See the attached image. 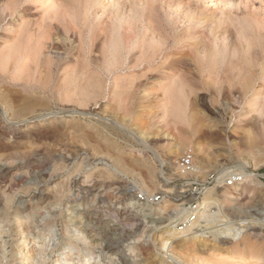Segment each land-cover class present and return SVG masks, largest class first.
Instances as JSON below:
<instances>
[{
	"label": "rangeland",
	"instance_id": "1",
	"mask_svg": "<svg viewBox=\"0 0 264 264\" xmlns=\"http://www.w3.org/2000/svg\"><path fill=\"white\" fill-rule=\"evenodd\" d=\"M211 1L0 0V232L11 230L8 239L16 241L10 245L9 264H28L22 259L33 246L51 249L52 264L64 254L71 255L65 264L89 259V264H122L121 255L131 264H161V241H168L170 232L177 234L175 238H192L187 244L186 238L175 241L173 250L183 264H198L199 257L211 256L215 244L220 251L234 249L218 234L223 227L240 228L258 248L264 245V0H231L234 5L225 10L229 13L221 10L229 0ZM126 20L132 22L133 53L139 55L141 45H154L160 54L155 70L139 73L132 84L123 83L133 85L130 92L116 90L115 75L99 68ZM21 35L30 41L24 50L16 48L17 54ZM38 39L46 44L47 61L52 57L50 68L45 67V53L44 62L33 54ZM6 43L15 45L10 63L1 60L11 46ZM75 61L82 66L100 62L90 65L100 80L105 79V87L96 92L80 89L88 84L89 72L75 67ZM80 71L88 77L80 78ZM160 84L172 85L171 97L158 90ZM258 90L261 95L254 106ZM186 152L194 157L193 173L178 165ZM124 160L135 162V168ZM40 173L46 176L39 178ZM229 173L240 181L233 186L222 183ZM203 200L211 202L209 211L217 215L207 222L200 211L196 224L182 231L187 205ZM179 209L185 213L177 218L173 211ZM83 212H101L118 224L128 212L142 219V225L119 226L114 238L121 254L112 256L103 251L102 242L76 241L91 232L75 223ZM20 227H29L33 235L18 233ZM154 234L160 243L154 244ZM25 238L34 243L20 250Z\"/></svg>",
	"mask_w": 264,
	"mask_h": 264
},
{
	"label": "bare ground",
	"instance_id": "2",
	"mask_svg": "<svg viewBox=\"0 0 264 264\" xmlns=\"http://www.w3.org/2000/svg\"><path fill=\"white\" fill-rule=\"evenodd\" d=\"M203 1H205V0H203ZM213 1V0H212ZM211 1V2H212ZM221 1V0H220ZM237 1V0H236ZM245 1V0H244ZM243 1V2H244ZM191 2V1H190ZM234 2V1H233ZM216 5V4H215ZM234 5V3H232V1L231 0H229V3L228 4H226L225 5V8L226 9H221L222 10V12L223 13H229L228 11H225V10H231V7ZM241 5V4H240ZM188 8V7H187ZM207 8H208V6H207ZM236 8V7H235ZM241 8H244V7H241ZM240 8V9H241ZM246 9V8H245ZM237 10V9H236ZM240 11V10H239ZM255 14V13H254ZM121 24V23H120ZM126 25L127 26H124V25H119V27H118V29H117V33H116V36H114L113 37V42H112V50H111V52L109 53V56H107V54L105 53L104 54V59H102L103 60V64L101 65V63H100V65L101 66H99V68H101V70H102V68L104 69V72H105V75H112V74H114L115 76H114V78H115V84H116V87L117 88H115V87H113V88H115L116 90H120V91H128V92H130L129 90H131V89H133L131 86H133V85H130V87L129 86H124V84L123 83H127V80H128V82H129V80L131 81V84H132V82H133V80L132 79H134V78H137L140 74L139 73H144L145 74V72H149V71H151V70H155V69H153V68H155V64H156V61H157V58H158V55H160V54H158V52L159 51H157L156 49V46H152V45H150V46H148V47H146L145 45H141V47H139V55H136V54H134L133 53V49L131 48V41H130V34H131V30H132V22L130 21V20H126ZM135 26H136V24H135ZM25 30V29H24ZM18 31H20V29L18 30ZM26 31V30H25ZM25 31H23V32H25ZM16 33H18V32H16ZM19 34L20 33H18L17 35L19 36ZM46 34L48 35L49 33H45V36H46ZM22 36V37H21ZM20 37H21V40H19V42H20V45L18 44L19 42H17L16 40L17 39H19L20 37H18L17 39H14V41H12L14 44H16V45H19V46H15L14 44H12V45H14L15 46V50H17L20 46L22 47V46H24V44L25 45H27L28 43H29V39H27V40H29L28 42H26V40H25V38H30V37H26V36H23V35H21ZM145 36V35H144ZM17 37V36H16ZM31 37H33V35L31 36ZM39 37H41L40 35H39ZM38 37V38H39ZM49 37V36H48ZM47 36L45 37L46 39L48 38ZM43 38V42H46L45 41V38L44 37H42ZM107 38V37H106ZM143 39V38H142ZM39 40V42L37 41V40H35V41H37L38 42V44L35 46H33L32 48L34 49V52H33V50H29V51H32L33 52V54H35L36 55V57H38L39 58V60H41V61H43L42 60V56H43V54L45 53V50L47 49H44V45H46V44H43V43H41V41H42V39H41V41H40V39H38ZM141 41V40H140ZM36 42V43H37ZM23 43V44H22ZM27 43V44H26ZM141 43V42H140ZM6 44H8L7 45V47L9 46V44L10 43H6ZM6 44H5V46H6ZM104 44V43H103ZM11 45V44H10ZM9 46L8 47V49H6L5 51H7V52H3V56H1V58L3 57L4 59H1V60H3L5 63H8L11 59V54H12V51H14L15 52V50H12L14 47L13 46ZM29 45V44H28ZM27 45V46H28ZM80 46V45H79ZM84 46V45H83ZM104 47H105V45H103ZM13 47V48H12ZM35 47V48H34ZM51 47V46H50ZM86 47V46H85ZM102 47V46H101ZM6 48V47H5ZM17 48V49H16ZM24 48H26V46H24L23 48H22V50H24ZM30 48H31V46H30ZM91 49V48H90ZM101 49V48H100ZM103 49H105V48H103ZM102 49V51L104 52V50ZM160 49V48H159ZM158 49V50H159ZM12 50V51H11ZM19 50V49H18ZM18 50L16 51V53L18 52ZM80 49L78 48V54H79V51ZM87 50V49H86ZM89 50V49H88ZM47 51V50H46ZM53 50H51V52H52ZM58 51V50H57ZM13 52V53H14ZM86 52V51H85ZM103 52H101V53H103ZM16 53H14V54H16ZM22 53H23V51H22ZM31 52H28V54H30ZM83 53H84V51H83ZM88 53V52H87ZM18 54V53H17ZM55 54V53H54ZM57 54V53H56ZM27 55V54H26ZM45 55H46V53H45ZM58 55H60V53L58 54ZM63 55V54H62ZM12 56H14V55H12ZM17 56H19V55H17ZM47 57L45 58V61H47V58L49 57L48 55H46ZM61 56V55H60ZM88 56V55H87ZM95 56V55H94ZM54 57H57V56H55L54 55ZM53 57V58H54ZM85 55H84V59H85ZM62 58H64V56L62 57ZM61 58V59H62ZM97 58V57H96ZM95 58V59H96ZM166 58V57H165ZM15 59V58H14ZM32 59V58H31ZM61 59L59 58V61H61ZM91 59H93V58H91ZM50 60V59H49ZM74 60H76V59H74ZM77 60H78V58H77ZM81 60H82V58H81ZM97 60V59H96ZM166 60V59H165ZM168 60V59H167ZM51 61H52V57H51ZM51 61H47L48 63H47V66L45 65V67H48L49 65H53V61L51 62ZM79 61V60H78ZM44 62V61H43ZM85 62V61H84ZM92 63H96L97 64V62L96 61H91ZM91 62H87L86 61V63L84 64V66H82L81 65V63L79 62V64L77 63V61H75L74 63H75V65L76 64H78V65H76L75 67H79L80 65L82 66V68L84 67L85 68V70L84 71H88L87 73H88V76H86V72L84 73L83 71L79 74V76H80V78L82 77L83 78V76L84 77H88V79L87 78H85V80H88V81H86V82H88V84H84L85 86L83 87V88H80V89H82L83 91H87L88 89H90V88H92L93 89V92H96V91H100V90H102L103 89V87H105V86H103V84H102V82L101 81H103V80H100V78H99V76H97L96 75V72H95V74H94V72H92V66L90 65L91 64ZM164 62V61H163ZM167 62V61H166ZM10 63V62H9ZM37 63V62H36ZM98 63V64H99ZM42 64V63H41ZM45 64H46V62H45ZM49 64V65H48ZM64 64V63H63ZM72 64V63H71ZM83 64V63H82ZM97 64V65H98ZM160 64V63H159ZM93 65H95V64H93ZM158 65V64H157ZM162 65V64H161ZM42 66V65H41ZM58 66V65H57ZM159 66V65H158ZM6 67V66H5ZM49 68H50V66H49ZM70 68V67H69ZM72 68V67H71ZM74 68V67H73ZM72 68V69H73ZM157 68V67H156ZM159 68V67H158ZM61 69V68H60ZM71 69V70H72ZM56 70H57V67H56ZM74 70V69H73ZM81 70V69H80ZM124 70L125 71H127V73H124ZM48 71V70H47ZM68 71H70L69 69H67V71L66 72H68ZM103 71V70H102ZM60 72V71H59ZM64 72V71H63ZM62 72V73H63ZM78 73H79V70L77 71ZM152 72V71H151ZM49 73H50V71H49ZM71 73H73V71L71 72L70 71V74ZM97 73H98V71H97ZM70 74H69V76H70ZM143 74V75H144ZM64 75L66 76V73L64 72ZM67 75H68V73H67ZM82 75V76H81ZM157 75V74H156ZM78 76V77H79ZM103 76V75H102ZM160 76V75H159ZM71 77V76H70ZM108 77V76H107ZM162 77V76H161ZM165 77V76H164ZM169 77V76H168ZM69 78V77H68ZM80 78H78V79H80ZM106 78V77H105ZM103 79V78H102ZM140 79V78H139ZM67 80V79H66ZM135 80V79H134ZM172 80V79H171ZM62 81V80H61ZM68 81V80H67ZM73 81V83H74V80H72ZM79 81H81V80H79ZM83 81V80H82ZM104 81H105V79H104ZM103 81V82H104ZM136 81V80H135ZM134 81V82H135ZM161 81V80H160ZM77 82V81H76ZM108 82V81H107ZM163 82V81H162ZM65 83V82H64ZM68 83V82H67ZM67 83H65L64 85L66 86V84ZM80 83V82H79ZM63 82L61 83V85L59 86V85H55L56 86V88H55V86H54V89H56V90H58L57 89V87L59 86V87H62L63 85ZM172 84V83H171ZM162 85V84H160L159 86H157L158 87V90L159 91H162L164 94H168L169 96L171 95V92L174 90V88L172 87V85ZM105 85V84H104ZM107 85V84H106ZM83 86V85H82ZM82 86H80V87H82ZM178 86V85H177ZM58 87V88H59ZM78 87V86H77ZM253 87V86H252ZM76 88V87H75ZM75 88L73 89V90H75ZM53 89V88H52ZM61 89V88H60ZM77 89V88H76ZM78 89H79V87H78ZM135 89V88H134ZM72 90V89H71ZM82 90H80V94H81V92H82ZM77 91V90H76ZM89 91V90H88ZM59 92V91H58ZM69 93H70V90L68 91ZM72 92V91H71ZM109 92V91H108ZM107 92V93H108ZM111 92V91H110ZM133 92V91H132ZM135 92V91H134ZM64 93H66V92H64ZM73 93H74V91H73ZM105 93V92H104ZM118 93H120V92H118ZM76 94H78V93H76ZM85 94H87V93H85ZM68 95V94H67ZM66 95V96H67ZM74 95V98H75V94H73ZM82 95V99H83V97H84V95H83V93L81 94ZM114 95H116V94H114ZM261 95V90H258V91H255V93H254V97H255V99H254V106H256L257 105V103H258V97ZM89 96V95H88ZM91 96V95H90ZM65 97V96H64ZM73 96H71V98H72ZM77 97V96H76ZM79 97V96H78ZM81 97V96H80ZM86 97V96H85ZM171 97V96H170ZM261 98H262V96H261ZM66 99V98H65ZM87 99V98H86ZM95 99H97V98H95ZM168 99H170L169 97H168ZM81 100V99H80ZM84 100V99H83ZM94 101V100H93ZM169 101V100H168ZM80 103V102H79ZM172 103H173V101H172ZM82 104V103H81ZM171 104V103H170ZM168 105V108H169V104H167ZM172 105V104H171ZM167 107V106H166ZM165 106H164V108H166ZM30 107L28 106V107H26L25 109H29ZM167 108V109H168ZM172 108V107H171ZM80 109V108H79ZM167 109H165V110H167ZM90 110V109H89ZM2 111H4V110H2ZM4 113V112H3ZM74 113V112H73ZM212 115H213V113H211ZM99 116V115H98ZM174 117V116H173ZM220 117V116H219ZM49 120V119H48ZM26 121V120H25ZM27 122V121H26ZM108 122V121H107ZM217 123V122H216ZM222 123V122H221ZM45 125V124H44ZM117 127V126H116ZM217 127V126H216ZM220 129V128H219ZM220 131V130H219ZM234 131V130H233ZM194 133L195 134H197V133H199V129L198 128H195L194 129ZM202 133V132H201ZM47 134V133H46ZM207 137V135L206 134H204L203 135V138H206ZM153 142V141H152ZM95 149H96V146L94 147ZM98 148H99V146L97 147V150H98ZM147 148V147H146ZM108 149L110 150V148L108 147ZM148 151L153 155V156H155L157 159H159L158 160V162L160 161V162H162V160L160 159V156H159V154H158V152L154 149V148H152L151 146H148ZM146 149V150H147ZM108 153H109V155H111L110 154V151H108ZM119 155V154H118ZM116 156V155H115ZM111 157V156H110ZM118 157V156H117ZM116 157V158H117ZM111 158H115V157H113V155H112V157ZM118 159V158H117ZM122 159H123V157H122ZM121 159V157L119 156V162L121 163V162H123V160ZM127 158H125V160H126ZM115 161H116V159H114ZM124 160V161H125ZM141 160L142 159H140V162H141ZM129 161V160H128ZM128 161H125V162H128ZM70 162V161H69ZM145 162V161H144ZM160 162H159V164H160ZM124 163V162H123ZM122 163V164H123ZM130 162H128V163H126V166L127 165H132L133 164V167H134V163H132V161H131V163L132 164H129ZM136 164L139 166V165H141L142 166V163H139V162H136ZM162 164H163V162H162ZM124 165L125 164H123V167H124ZM130 166H128V168L127 169H129V167ZM138 166H136V168L138 167ZM144 166V165H143ZM164 166V165H163ZM132 167V166H131ZM130 167V168H131ZM59 168V167H58ZM125 168V167H124ZM135 168V167H134ZM138 168H140V167H138ZM62 169V168H61ZM143 169H144V167H143ZM46 170V169H45ZM145 170H147V169H145ZM149 171V170H148ZM102 172H103V170H102ZM147 172V171H146ZM241 172H243L244 173V175L245 176H248V177H251V175L250 174H247L246 173V170L245 169H243ZM248 172V171H247ZM99 173H101V171H99ZM104 173V172H103ZM106 173V172H105ZM148 173V176L151 178V176H150V174H149V172H147ZM225 174H226V172H224ZM2 174V173H1ZM22 174V173H21ZM94 174H96L95 172H94ZM94 174H92L91 175V177L94 175ZM107 174V173H106ZM225 174H224V176H225ZM17 175V174H16ZM44 175L45 174H42V173H40L39 174V178H43L44 177ZM102 176H103V174H101ZM235 175V174H234ZM237 175V174H236ZM46 176V175H45ZM97 176H98V172H97ZM101 176V177H102ZM105 176V175H104ZM147 176V178H149ZM223 176V175H222ZM75 177V176H74ZM95 177H96V175H95ZM99 177H100V174H99ZM99 177H97V178H99ZM100 177V178H101ZM109 177H111V176H109ZM5 178V177H4ZM13 178V177H12ZM11 178V179H12ZM38 178V179H39ZM93 178V177H92ZM96 178V179H97ZM90 179V178H89ZM95 179V178H94ZM95 179V180H96ZM105 179H107L106 177H104V181H105ZM222 179H224V177L223 178H221L220 179V181L222 180ZM5 180V179H4ZM11 181V180H10ZM109 181H110V179H109ZM115 181V180H114ZM162 181H163V179H162ZM3 182V181H2ZM7 182V181H6ZM20 182V181H19ZM51 182V181H50ZM116 182V181H115ZM169 182V181H168ZM1 183V182H0ZM9 183V182H8ZM121 184H123V183H121ZM42 185V184H41ZM116 185V184H115ZM120 185V184H119ZM168 185V184H167ZM10 186V185H9ZM29 186V185H28ZM96 186V185H95ZM113 186V185H112ZM117 186V185H116ZM123 186V185H122ZM14 187H16V186H14ZM33 187V186H32ZM31 187V188H32ZM63 187V186H62ZM66 187V186H65ZM92 187V186H91ZM35 188V187H34ZM72 188V187H71ZM82 188H84V187H82ZM86 188V187H85ZM112 188V187H111ZM115 188V187H114ZM7 189V188H6ZM27 189H28V187H27ZM81 189V188H80ZM9 190V189H8ZM34 190V189H33ZM55 190H57V189H55ZM101 190V189H100ZM126 190V189H125ZM127 190H129V189H127ZM4 191V190H3ZM11 190H9V192H10ZM60 191V190H59ZM58 191V192H59ZM82 191H84V190H82ZM89 191V190H88ZM91 191V190H90ZM89 191V192H90ZM97 191V190H96ZM107 191V190H106ZM61 192V191H60ZM69 192V191H68ZM92 192V191H91ZM124 192V191H123ZM128 192V191H127ZM210 192V191H209ZM4 193V192H3ZM39 193V192H38ZM61 193H63V191L61 192ZM60 193V197H61V194ZM86 193V192H85ZM84 193V194H85ZM103 192H101V194H102ZM120 194V193H119ZM210 194V193H209ZM31 195V194H30ZM30 195L29 196H27V197H30ZM43 195H44V193H43ZM57 195V194H56ZM111 195V194H110ZM8 196V195H7ZM10 196V195H9ZM47 196H49V194L47 195ZM76 196H77V194H76ZM107 196V195H106ZM108 196H109V192H108ZM39 198H40V195L38 196ZM51 197V196H50ZM49 197V198H50ZM59 197V196H58ZM67 197V196H66ZM91 197V196H90ZM94 197V196H93ZM101 197V196H100ZM102 197H103V195H102ZM25 198V197H24ZM65 198V197H64ZM78 198V197H77ZM76 198V199H77ZM103 198H106V197H103ZM108 198V197H107ZM118 198V197H117ZM127 198V197H126ZM9 199V198H8ZM41 199V198H40ZM75 199V200H76ZM109 199V198H108ZM107 199V200H108ZM125 199V198H124ZM208 199V198H207ZM27 200V199H26ZM70 200V199H69ZM96 200V199H95ZM102 200V199H101ZM106 200V201H107ZM127 200V199H126ZM9 201V200H8ZM77 201V200H76ZM30 202V201H29ZM97 202V201H96ZM99 202H101V201H99ZM44 204V203H43ZM108 204V203H107ZM211 204V202H208L207 200H203L201 203H200V207H201V212H203L202 214H200V217L202 218V219H204L205 221H207V222H209L210 220H211V218L214 216V215H217V214H211V213H213V212H211L210 213V211H211V206H209ZM218 205V204H217ZM4 206H7V204L5 205L4 204ZM29 206V205H28ZM114 208V207H113ZM6 209V208H5ZM103 210V209H102ZM210 210V211H209ZM185 210H183V209H179V210H174L173 211V215H175V217H177V218H179V216H181V215H183L185 212H184ZM4 212V211H3ZM8 212V211H7ZM78 212V211H77ZM25 214V213H24ZM109 214V213H108ZM7 215V214H6ZM23 215V214H22ZM138 215V214H137ZM116 216V215H115ZM140 216V215H139ZM51 218V217H50ZM116 218V217H115ZM56 219V218H55ZM54 219V220H55ZM215 218H213V220H214ZM11 220V219H10ZM53 220V221H54ZM72 220H74V218H72ZM142 220V219H141ZM140 219H137L135 216H133L132 215V213L130 214V213H122V223L121 224H118V223H116V222H114V221H111L110 219H108V218H106V216L105 215H103L101 212L100 213H95V214H89V213H85V212H83V215H80V216H78V218H77V220L75 221V223L77 224V225H79L80 227H84L85 225L90 229V231L91 232H89L88 233V236H87V238L86 239H84V238H81V239H76V241H79V242H82L84 245L86 244V243H88V242H92V243H94V244H96V243H98V242H102L101 243V246H103V251L105 252V253H107V254H111L112 256H113V254H121V252H120V243H118L117 241H115L116 239L114 238V236H115V232H117V230H118V228H119V226H123V227H131V226H136V227H139V226H141L142 225V221H141ZM212 220V221H213ZM4 221V220H3ZM50 221V220H49ZM72 222V221H71ZM156 222V221H155ZM17 223H21L20 222V220H19V222H17ZM28 223V222H27ZM54 223V222H53ZM132 223V224H131ZM146 223H147V221H146ZM211 223V222H210ZM2 223L0 222V225H1ZM26 224V223H25ZM32 224H34V223H32ZM31 224V225H32ZM159 225H162L163 224V222H159L158 223ZM77 225H75L76 227H77ZM156 225V224H155ZM18 226V225H17ZM1 227V226H0ZM13 227V226H12ZM6 228V227H5ZM9 228V227H8ZM7 228V229H8ZM21 228V227H20ZM19 228V229H20ZM78 228V227H77ZM237 228V227H236ZM27 229V230H26ZM85 229V228H84ZM120 229V228H119ZM156 229V228H155ZM163 229V228H162ZM4 230V229H3ZM65 230V229H64ZM67 230H69V229H67ZM121 230V229H120ZM119 230V231H120ZM157 230V229H156ZM6 231V230H5ZM129 231V230H128ZM136 231V230H135ZM157 231H159V230H157ZM192 231V230H191ZM218 231V234L219 235H223V237H222V239L223 240H230L231 242H230V245L232 244L233 245V248L234 249H232V250H229V248L228 249H223V250H221L220 251V249H219V247L215 244L214 245V247L216 248V249H214V251H211L210 253H211V256L210 257H203V256H201V257H199L198 259H197V263L198 264H259L260 262V260L262 261V260H264V245L262 246V247H260V248H258L256 245H254L253 243V238H251L252 239V242H251V240L249 239V237L247 236L246 237V235H245V231L244 230H242V229H240V228H237V229H235V230H233V229H231L230 227H223L222 229H220V230H217ZM256 231V230H255ZM81 232V231H80ZM12 233V231L11 230H9L8 232H0V264H9L10 263V260H9V258H11V255H8L9 253V249L11 248L10 247V245L11 244H13L14 242H16L15 240H13V239H8L9 238V235ZM16 233V232H15ZM18 233H22V235H27V236H32L33 235V230H31L29 227H27V228H21L20 229V231L18 232ZM70 233V232H69ZM100 233H103V234H100ZM127 233V232H126ZM250 233H252V232H250ZM66 234V233H65ZM64 234V235H65ZM130 234H131V232H130ZM17 235H19V234H17ZM69 235V234H68ZM82 235V234H81ZM125 235V234H124ZM129 235V234H128ZM160 235V234H159ZM177 234H174L173 232H170V235H169V240L168 241H161L160 240V238L156 235V234H154V236H153V242H154V244L155 243H157V242H159V241H161V247H162V250H163V252L165 253V255L163 256V257H161V264H166L167 262H171V264H181L182 262H180L179 261V255L178 254H175V252H174V250H173V243L175 242V241H177V240H180V239H185V241L183 242V244H187V243H189V242H191L192 241V238L190 239H187V237L188 236H182V237H179V238H175V236H176ZM84 236V235H83ZM18 237H20V236H18ZM136 237H137V235H136ZM135 237V238H136ZM139 237V236H138ZM137 237V238H138ZM156 237H158L159 238V240H158V238H156ZM161 237V236H160ZM163 237V236H162ZM162 237H161V239H162ZM214 237V236H213ZM12 238V237H11ZM130 238H131V236H130ZM120 239V238H119ZM122 239V238H121ZM262 240H263V238H261ZM41 240V239H40ZM221 240V239H220ZM21 241V240H20ZM151 241V240H150ZM213 241V240H212ZM241 241V242H240ZM254 241H256V239L254 240ZM260 241V240H259ZM67 242V241H66ZM120 242V241H119ZM228 241H224V244H226ZM32 243H34V242H32V241H30V242H27V238H25L24 239V241H23V243L21 244V247H20V250H23V247L22 246H24V245H26V247H28V249H29V246L32 244ZM160 243V242H159ZM257 243V242H256ZM261 243V242H260ZM262 243H263V241H262ZM44 244V243H43ZM74 244V243H73ZM207 244V243H206ZM46 245V244H45ZM100 245V244H99ZM12 246V245H11ZM41 246H43V245H41ZM156 246V245H155ZM183 246V245H182ZM204 246V245H203ZM212 246V245H211ZM260 246V245H259ZM34 247V248H33ZM31 249H29V252L25 255V257L22 259L23 260V262H26V261H30L28 264H52V261H51V256H52V254H53V251L51 250V249H49L47 246H46V248H45V246L44 247H40V248H38L37 246H33ZM69 247H73L71 244H69ZM78 247V246H77ZM80 247H81V245H80ZM99 247V246H98ZM122 247V246H121ZM66 248V247H65ZM208 248V247H207ZM27 249V248H26ZM53 249V248H52ZM67 249V248H66ZM69 249V248H68ZM75 249V248H74ZM213 249V248H212ZM15 250V249H14ZM25 250V249H24ZM161 250V251H162ZM207 250V249H206ZM93 251V250H92ZM98 252V251H97ZM18 254V253H17ZM96 254V253H95ZM180 254H182V253H180ZM93 255H94V253H93ZM178 255V256H177ZM183 255V254H182ZM181 255V256H182ZM17 256V255H16ZM15 256V257H16ZM19 256V255H18ZM69 256H71V255H63V257L62 258H59L58 260H56V264H65V261L66 260H68L69 259ZM207 256V255H206ZM12 257H13V255H12ZM196 257V256H195ZM14 258V257H13ZM78 258H79V254H78ZM99 258H100V256H99ZM183 260L185 259L184 257H181ZM75 260V259H74ZM79 260V259H78ZM91 259H89L88 261H86L85 262V260L83 261V260H80L79 262H78V264H82V263H84V264H89V261H90ZM182 260V261H183ZM195 260V259H194ZM21 261V260H20ZM153 262V261H152ZM184 262H186V261H184ZM55 263V262H54ZM121 263L122 264H131V262L129 261V259L126 257V256H123V255H121ZM22 264H26V263H22ZM66 264H70V263H66ZM91 264V263H90ZM95 264H101V261H99V262H96ZM155 264V263H154ZM183 264V263H182ZM185 264V263H184Z\"/></svg>",
	"mask_w": 264,
	"mask_h": 264
},
{
	"label": "built area",
	"instance_id": "3",
	"mask_svg": "<svg viewBox=\"0 0 264 264\" xmlns=\"http://www.w3.org/2000/svg\"><path fill=\"white\" fill-rule=\"evenodd\" d=\"M179 167L185 172V173H193L195 171L194 166V157L191 154V152H186L178 162ZM232 173V172H231ZM229 173L224 179L221 180L222 183H226L227 186H233L236 184L240 179L237 175H230ZM212 182H216L218 184L220 181L212 179ZM199 191L195 193V195H199ZM200 206L197 201H194L191 204L187 205L186 214L183 223L181 224V230H185L187 228L192 227L196 222L198 221V215L200 213Z\"/></svg>",
	"mask_w": 264,
	"mask_h": 264
}]
</instances>
